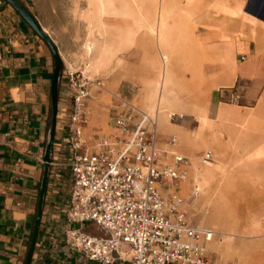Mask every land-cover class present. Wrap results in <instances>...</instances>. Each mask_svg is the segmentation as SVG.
<instances>
[{"label": "rangeland", "instance_id": "1", "mask_svg": "<svg viewBox=\"0 0 264 264\" xmlns=\"http://www.w3.org/2000/svg\"><path fill=\"white\" fill-rule=\"evenodd\" d=\"M27 1L30 5L27 7L45 30L68 47L77 61V67L69 71L88 77L85 57L87 47L92 46L93 75L88 77L89 123L84 128L87 140L94 143L98 135L109 133L113 116L121 109L123 99L155 116L160 163L173 164V154L187 160L183 166L187 170L186 179L161 184V193L165 197L172 192L179 193L183 198L181 210L187 221L215 232L214 239L207 245L208 256L215 264H264V110L256 101L249 103V115L238 114L228 126L231 131H220L219 127L215 131V123L207 112L212 92L223 82L216 84L213 80L216 75L222 78L224 66H229L230 62L216 60L212 45L198 43L203 41L199 39L200 27L208 24L214 27L221 16L231 17L223 21L226 25L232 20V25L236 26L239 74L248 64L249 87H257L260 94L264 89V61L261 59L264 41L257 48V42L249 38V12H227V8L224 12L219 6L213 12L215 20L212 23L207 21L208 16L191 13L185 15L180 24H174L175 27L170 25L169 29L174 31V44L170 49L171 91L179 98L191 96L189 111L174 114L170 119L173 125H169V121L161 122L154 108L149 109L156 100H149V84L156 85L160 80L161 52L167 48L158 43L146 27L131 19L123 22L116 14L104 13L97 0ZM119 26H124L122 31H131L129 39H121ZM103 34L106 36L104 50ZM241 38L249 41L245 56L240 53L246 47ZM233 51V45L229 46L227 56ZM204 79L210 80L208 101H194ZM166 111L165 114L173 110ZM183 123L188 129L182 128ZM173 137L177 140L175 145L170 143ZM225 137L232 140L226 142ZM91 225L98 228L94 223Z\"/></svg>", "mask_w": 264, "mask_h": 264}, {"label": "crops", "instance_id": "2", "mask_svg": "<svg viewBox=\"0 0 264 264\" xmlns=\"http://www.w3.org/2000/svg\"><path fill=\"white\" fill-rule=\"evenodd\" d=\"M22 1L30 6L27 0ZM229 18L228 15L221 16L219 22ZM232 23L229 20L224 28L211 24L199 28V39L203 41L198 43L212 45L216 60L230 62L229 66H224L223 83L212 92L208 107L207 115L214 121L215 131L217 127L220 131H231L228 126L238 114L249 115V103L256 101L264 110V89L259 94L257 87H249L248 64L239 74L238 35ZM190 30L188 26L187 31ZM105 37L103 34V50ZM241 39L246 47L240 53L245 56L249 41ZM53 40L64 68L59 81L53 162L49 168L43 214L31 264H100L86 259L67 241V230L76 224L69 223L64 213L72 181L69 170L61 165L60 160L72 109V90L66 74L77 67V61L68 47L56 38ZM232 45L234 51L228 57L227 51ZM261 59L264 61V56ZM93 62L94 54L87 49L85 69L88 77L93 75ZM54 69V58L46 42L13 6L0 0V264H24L29 249L52 127ZM182 128L188 129L184 123ZM224 140L228 142L232 138L225 137ZM87 142L90 148L94 147V143ZM86 226L87 233L101 235L98 228L91 224ZM131 256L129 251L122 253V258L114 264H131Z\"/></svg>", "mask_w": 264, "mask_h": 264}, {"label": "built area", "instance_id": "3", "mask_svg": "<svg viewBox=\"0 0 264 264\" xmlns=\"http://www.w3.org/2000/svg\"><path fill=\"white\" fill-rule=\"evenodd\" d=\"M66 77L72 109L60 163L72 181L64 208L76 224L67 230L69 245L100 264H114L127 251L131 264H215L207 251L215 232L187 221L179 193L160 191L161 184L186 179L187 160L173 154V164L160 163L156 117L121 99L111 131L90 148L84 134L90 79L71 71ZM91 223L101 235L86 232Z\"/></svg>", "mask_w": 264, "mask_h": 264}, {"label": "bare ground", "instance_id": "4", "mask_svg": "<svg viewBox=\"0 0 264 264\" xmlns=\"http://www.w3.org/2000/svg\"><path fill=\"white\" fill-rule=\"evenodd\" d=\"M98 7L101 11L116 14L118 18L125 22V20H133L138 22L139 26L146 27L155 38L158 43L165 44L166 50L161 52V77L160 80L154 84H149V100L156 99L154 104L150 106V110H154L160 114L161 122L166 121L169 125H173L170 122L171 117L180 113L183 114L189 111L190 96L179 98L174 96L171 91V52L174 42L172 41L173 29H169L170 25H174L177 22L184 20V16L188 14H203L208 16L207 21L212 23L214 19L213 12L219 9V6L225 12H249V38L254 39L257 42V48H259L260 42L264 41V0L263 2H255L248 0H97ZM222 11V10H221ZM216 13V12H215ZM172 19V22L170 20ZM247 25V24H245ZM186 26V25H185ZM218 27L224 28L225 22L221 20L217 23ZM175 27V25H174ZM119 28L118 35L121 39H129L132 35L130 30L122 31L124 26ZM262 41H261V40ZM200 47V46H199ZM89 52L92 46L89 44L87 47ZM228 55V53H227ZM259 59V58H258ZM263 60V59H262ZM260 64V63H259ZM215 74H218L215 69ZM221 80V81H220ZM216 84L222 81L219 76L216 75L214 80ZM210 80L204 79L200 83V91L195 93L194 101L205 102L208 101V83ZM167 109H171L170 113ZM203 121V116H199ZM172 128H174L172 126ZM217 203V202H216ZM214 210H218L216 207ZM200 223L199 225H201ZM214 247V244H212Z\"/></svg>", "mask_w": 264, "mask_h": 264}, {"label": "water", "instance_id": "5", "mask_svg": "<svg viewBox=\"0 0 264 264\" xmlns=\"http://www.w3.org/2000/svg\"><path fill=\"white\" fill-rule=\"evenodd\" d=\"M14 9L24 18V20L35 30V32L46 42L48 47L51 50V53L54 58V76L52 82V90H51V104H52V127L50 131L49 141L46 147V154L44 158L45 162V170L42 180V186L39 193V203H38V212L37 217L35 220V225L29 245V249L27 251L25 262L24 264H31L33 254L36 248V242L39 235L40 223L43 214V205H44V198L47 191V184L49 178V168L50 164L53 162L52 158V151L54 147V140H55V131H56V124H57V115L59 110V81L60 76L64 68L63 60L60 55L59 49L51 37V35L43 28L39 20L36 16L30 11V9L25 5L22 0H6Z\"/></svg>", "mask_w": 264, "mask_h": 264}]
</instances>
